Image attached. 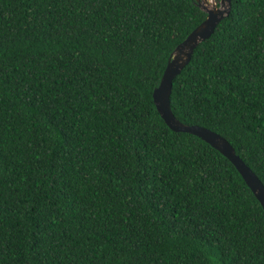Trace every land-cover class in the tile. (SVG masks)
I'll return each mask as SVG.
<instances>
[{
    "label": "trees",
    "instance_id": "obj_1",
    "mask_svg": "<svg viewBox=\"0 0 264 264\" xmlns=\"http://www.w3.org/2000/svg\"><path fill=\"white\" fill-rule=\"evenodd\" d=\"M196 0H0V264H264L231 162L152 99ZM264 186V0H231L172 82Z\"/></svg>",
    "mask_w": 264,
    "mask_h": 264
},
{
    "label": "water",
    "instance_id": "obj_2",
    "mask_svg": "<svg viewBox=\"0 0 264 264\" xmlns=\"http://www.w3.org/2000/svg\"><path fill=\"white\" fill-rule=\"evenodd\" d=\"M202 1L205 0H196L197 6L206 13V18L174 49L158 87L153 90V103L159 116L170 130L196 136L226 157L238 171L264 211V186L235 154L231 145L223 137L206 128L195 125L189 126L179 122L170 108V94L174 78L190 62L194 49L198 44L212 35L216 25L228 16L231 9V0H220L219 8H208L206 5L201 4Z\"/></svg>",
    "mask_w": 264,
    "mask_h": 264
},
{
    "label": "rangeland",
    "instance_id": "obj_3",
    "mask_svg": "<svg viewBox=\"0 0 264 264\" xmlns=\"http://www.w3.org/2000/svg\"><path fill=\"white\" fill-rule=\"evenodd\" d=\"M201 4L206 5L208 8H212V7L219 8L220 0H205V1H202Z\"/></svg>",
    "mask_w": 264,
    "mask_h": 264
}]
</instances>
